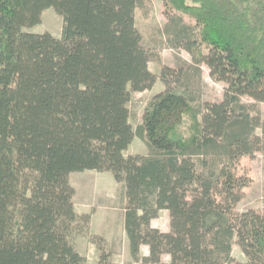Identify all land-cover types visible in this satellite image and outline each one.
I'll return each instance as SVG.
<instances>
[{
    "label": "trees",
    "instance_id": "1",
    "mask_svg": "<svg viewBox=\"0 0 264 264\" xmlns=\"http://www.w3.org/2000/svg\"><path fill=\"white\" fill-rule=\"evenodd\" d=\"M49 7L63 17L60 36L24 30ZM145 7L0 0V264H85L72 240L81 234L97 245V264H114L106 239L90 233L91 214L76 209L70 175L86 169L125 184L124 264H264V212L237 209L252 183L242 157L264 154V117L242 101H264V0H163L164 46L226 84L199 107L183 66L150 70L157 46H144L136 26ZM159 79L165 89L134 130L131 92ZM135 137L146 154L126 155ZM163 209L168 230L151 224Z\"/></svg>",
    "mask_w": 264,
    "mask_h": 264
},
{
    "label": "rangeland",
    "instance_id": "2",
    "mask_svg": "<svg viewBox=\"0 0 264 264\" xmlns=\"http://www.w3.org/2000/svg\"><path fill=\"white\" fill-rule=\"evenodd\" d=\"M145 4L144 11L148 15H145L144 11L138 8L136 26L141 33L144 46H157L154 54L149 59L150 70L159 74L164 65L173 67L183 66L188 87L192 94L195 95V101L193 102L195 107H199L206 101H218L222 99L226 84L213 80L210 77V69L207 65L203 64L199 69H196L192 63L191 54L187 50L171 49L164 46L163 29L168 19L164 14L163 0H145ZM62 26V15L54 7H49L43 11L40 24L33 27H25L24 30L36 33L48 31L55 36H60ZM164 89L165 85L159 79L150 89L131 92L128 107L130 109V123L134 130L142 123L147 102L155 94ZM242 101L250 106L253 114L260 112L264 117V101L254 99L249 95H243ZM256 132L260 134L261 129L257 128ZM147 152V145L139 137H135L125 153L129 155L146 154ZM240 167L242 172L252 178V183L246 188L245 195L238 203L237 209L245 211L249 208H255L264 212V154L256 152L253 156H243ZM70 181L75 187L74 200L78 212L83 213L88 211L93 213L99 209L101 218H105V228L107 229V220L110 218L109 223L112 227L114 226V229L107 230L110 234L109 241L111 243H108L106 240V247L109 250L118 251L117 255L112 257L113 263L124 264L128 262L124 245L126 235L121 225V216L124 213L126 205L124 182H118L111 171H98L95 169L71 172ZM167 213L169 214L168 210ZM167 213L162 211L155 217L154 223L160 229H168L170 227V217ZM72 240L84 254L88 252L89 244L93 243L89 242V237L86 234L75 235ZM97 252L99 258V249ZM89 254L86 255L87 261L85 264L97 258L94 251L93 254ZM232 254L242 262L247 261L245 253L238 244H235ZM165 257L169 258L167 255ZM130 259L131 257L129 261Z\"/></svg>",
    "mask_w": 264,
    "mask_h": 264
},
{
    "label": "crops",
    "instance_id": "3",
    "mask_svg": "<svg viewBox=\"0 0 264 264\" xmlns=\"http://www.w3.org/2000/svg\"><path fill=\"white\" fill-rule=\"evenodd\" d=\"M75 188V187H74ZM125 201H126V198H125ZM77 209V208H76ZM162 211H164L165 213H167V209H163V210H161V212ZM169 212V211H168ZM80 213V212H79ZM83 213H90L91 214V222H90V232L92 233V234H97V235H100V236H103L106 240H107V242L108 243H111L110 241H109V231H107L108 229H110V230H112V229H114V226L112 227L111 225H110V218L107 220V222H108V229L107 228H105V218L103 219V218H101L102 216L100 215V211H99V209L98 210H95L93 213H91V212H83ZM167 215L170 217V214H168L167 213ZM122 218H121V225H122V229H123V231H124V234L126 235V242H125V250H126V252L125 253H127V256H128V261H129V258L131 257V253H130V241H129V238H128V236H127V233H126V230H125V207H124V213H123V215L121 216ZM155 219L156 218H153L152 219V221H151V224H152V226H155V227H158V226H156L155 225V223H154V221H155ZM170 228V227H169ZM168 228V229H169ZM168 229H162V230H168ZM90 242V241H89ZM92 243V242H91ZM76 245V244H75ZM90 245V247H89V249H88V252L87 253H83L81 250H80V248L76 245V247H77V249L79 250V252L82 254V255H84L85 257H86V255H90L89 253H91V254H93V251L95 252V254H96V257L97 258H95L96 260H91L90 258V260H91V262H89L88 264H97L98 263V260H99V258H98V252H97V247H96V244H94V243H92V244H89ZM91 248V249H90ZM124 250V249H123ZM112 252H113V255H112V257L113 256H116L117 255V252L118 251H114V250H112ZM141 254L143 255V256H148L149 254H150V250H149V246L148 245H146V244H143L142 246H141ZM167 256H169V255H167ZM163 259H164V261H169L170 260V256H169V258H167V257H165V255H164V257H163ZM130 261H131V259H130Z\"/></svg>",
    "mask_w": 264,
    "mask_h": 264
}]
</instances>
